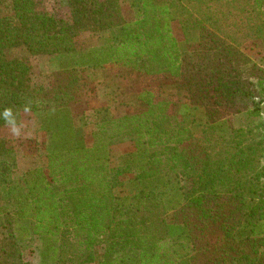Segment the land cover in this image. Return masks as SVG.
<instances>
[{
  "label": "trees",
  "instance_id": "1",
  "mask_svg": "<svg viewBox=\"0 0 264 264\" xmlns=\"http://www.w3.org/2000/svg\"><path fill=\"white\" fill-rule=\"evenodd\" d=\"M137 1L133 21L110 0H66L71 23L36 0H11L13 18L0 14V125L5 109L14 125L24 111L48 113L52 125L46 166L15 185L13 149L0 139L3 241L41 237L42 264H264V73L239 53L250 41L264 46V0ZM117 28L108 47L76 48L80 31ZM18 46L59 56L51 89L33 88L29 67L6 58ZM85 67L121 91L138 88L136 107L119 117L93 111L77 128L71 109ZM191 106L204 111L197 145ZM226 112L245 125L232 128ZM125 138L134 152L112 168L109 146ZM126 172L133 193L116 196ZM17 220L26 228H13ZM7 245L0 264H18L5 259Z\"/></svg>",
  "mask_w": 264,
  "mask_h": 264
},
{
  "label": "rangeland",
  "instance_id": "2",
  "mask_svg": "<svg viewBox=\"0 0 264 264\" xmlns=\"http://www.w3.org/2000/svg\"><path fill=\"white\" fill-rule=\"evenodd\" d=\"M0 14L13 18L11 10V0H0ZM121 8L123 18L127 21H133L137 16V0H110ZM38 9L51 15L54 19L71 23L72 13L66 0H36ZM5 8V9H4ZM189 11H192L191 9ZM172 15L176 17L173 13ZM176 22L173 26H176ZM120 34V29H108L102 31H80L77 33L75 41L78 49H97L110 46L114 38ZM176 36L180 33L176 32ZM243 60L247 61L246 67L255 66L261 73H264V46L260 42L250 41L243 44L239 48ZM7 59H20L30 70L31 85L36 89H51L54 86L55 73L60 70L62 61L56 54L30 55L26 52L25 47L18 46L5 52ZM106 73L95 67L81 68L77 74V82L79 88V102L72 107L71 114L74 125L78 128L87 121L88 113L98 110H107L110 115L119 117L120 115L129 113L136 107V99L138 88H127L121 91L115 86V82L106 80ZM252 81V80H251ZM124 90V89H122ZM264 99V95L258 96V99ZM186 100H182V102ZM188 102V101H187ZM189 106L191 105L188 102ZM244 103L239 107L245 108ZM263 112L262 119L264 121V107L260 104ZM263 107V108H262ZM188 117L192 121V130L194 133L193 143L200 144L202 136V124L204 123V111L202 108L194 106L190 107ZM52 112H50L51 114ZM49 114L36 113L32 111H24L20 114V122L13 126L10 124L0 125V139L5 140L6 144L13 149L16 167L11 175L12 184L15 185L22 180L27 172L35 168H44L47 164L48 154L51 152L50 129L52 127L48 119ZM229 124L232 128H239L245 125L242 115H228ZM259 122V121H258ZM82 130L83 140L88 148L93 146V126L88 125ZM134 143L130 139H120L109 146V165L112 168H122L126 155L134 152ZM124 183L118 186L114 192L116 196H131L133 187L129 182L133 178L131 173H124ZM4 206V202L0 204ZM4 216H0V245H7V241H3L2 235L4 224ZM26 228V221L17 220L13 224V228ZM42 238L34 236L32 238L17 237L16 246L10 248L8 245V253L4 256L7 260H14L17 257L20 262L18 264H42L40 249L42 246ZM52 242L49 241V244ZM102 249V247L100 248ZM16 252V255L14 254ZM1 260V258H0Z\"/></svg>",
  "mask_w": 264,
  "mask_h": 264
},
{
  "label": "clouds",
  "instance_id": "3",
  "mask_svg": "<svg viewBox=\"0 0 264 264\" xmlns=\"http://www.w3.org/2000/svg\"><path fill=\"white\" fill-rule=\"evenodd\" d=\"M3 116L5 117V119L7 120V122L13 126V130H15V127H14V121L12 119H10V116H11V112L10 110L8 109H5L4 113H3Z\"/></svg>",
  "mask_w": 264,
  "mask_h": 264
}]
</instances>
